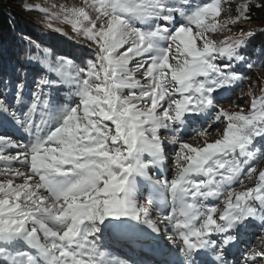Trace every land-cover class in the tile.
Listing matches in <instances>:
<instances>
[{
  "label": "snow or ice",
  "instance_id": "6c2138e0",
  "mask_svg": "<svg viewBox=\"0 0 264 264\" xmlns=\"http://www.w3.org/2000/svg\"><path fill=\"white\" fill-rule=\"evenodd\" d=\"M254 7L264 0L25 6L94 52L79 63L48 48L27 54L35 75L12 58L0 65V264H264V79L249 84L261 93L249 91L247 110L218 99L250 79L238 69L264 62L247 55L252 30L212 38L250 22ZM65 89L68 100L54 101ZM250 234L260 249L237 259ZM112 239L131 255H114Z\"/></svg>",
  "mask_w": 264,
  "mask_h": 264
},
{
  "label": "rangeland",
  "instance_id": "374dc122",
  "mask_svg": "<svg viewBox=\"0 0 264 264\" xmlns=\"http://www.w3.org/2000/svg\"><path fill=\"white\" fill-rule=\"evenodd\" d=\"M245 2H246V0H231V3L233 5H241V4H244ZM250 2L256 3V2H258V0H250ZM80 3H81V0H30V4L27 6L35 7V6L39 5L40 7L46 9L49 14H60L61 13V6L72 7L74 5H79ZM30 13L33 15L34 18H36V22H38L43 27L44 30L49 31L50 35H52V36H54L60 40L65 39V42L67 44L69 43V44L73 45L74 47L78 48V51L75 53L69 52V50H71V49H69V50L65 49L66 43H64L63 49L61 50L62 52L59 56L68 55V56L75 57V58H77V63L80 62L81 58H83V59L91 58V54L94 52V48H91L89 46L88 47L83 46L82 42H85V41L82 38H79L76 36V34L72 31L70 25L54 21L53 23L55 24V26L63 29V32L66 34L51 32V30H49L45 27L46 22H48V20L50 18L48 15H45L43 13H37V12H30ZM224 15L226 16V15H228V13H225ZM231 15L232 16L236 15L234 8H233V11L231 12ZM229 27H231L233 29V31H225L222 33H216L213 35L212 38L217 40V41H220L226 37L239 36L241 29L244 30L245 32H247L249 30H252L255 32V35L250 38V42H252V43H254V41L258 38H264V30H261V28H260L261 26L251 24L248 21L241 20L236 24L229 25ZM262 62H264V61H262ZM247 75L250 79L244 81L243 88L237 87L233 90V92L236 93L237 95L233 94V98H230V99H228L229 97L227 98L225 96V94L219 97V98H221L219 101L220 107H223L225 109L237 110V104H239L241 107H243V108H245V110H247V106L250 102V97L248 96L249 91H252V94L255 96L260 95L261 88L259 86H256L254 89H250L249 84L250 83L258 84L259 79H264V70H261L260 67L258 66L257 68H254ZM51 78H55L54 74H51ZM137 78H139V77H137ZM241 97H243V99H241ZM52 98L54 101L64 102V101L68 100L69 94H68L66 89L63 91H60V92L53 90ZM221 103H222V105H221ZM214 128H215V125H213V129L209 130L211 132V135L207 137V139L209 141H212V140L218 138V134L214 130ZM191 132H192V129L189 128L185 133H183L184 139L188 143L192 140L189 138L191 136ZM190 144H192L193 146H198V140L196 141V143L190 142ZM167 156H168L169 163L167 165V171L163 173V176L170 179L173 175V172H174L173 166L170 163V161L173 159L171 146L169 148ZM259 166L264 167V160H262L260 162ZM146 197H147V188L142 190V194L140 196V202L144 203ZM165 211H167V208H165ZM249 237H248V239H249ZM250 241H251L250 244L254 245L257 250L260 249L261 245H260L259 241L254 240L252 238L250 239ZM159 242H160L161 247H164V246L170 247L171 246L169 241L166 238L161 239ZM109 243L111 245V250L113 251L114 255H118V256L131 255L129 248L127 247V245L125 244L124 241L119 240V239H112ZM246 247H247V244H244V243L239 245V248L237 249V251L234 250L233 253H235V254H233V256L238 259Z\"/></svg>",
  "mask_w": 264,
  "mask_h": 264
},
{
  "label": "trees",
  "instance_id": "16d2710c",
  "mask_svg": "<svg viewBox=\"0 0 264 264\" xmlns=\"http://www.w3.org/2000/svg\"><path fill=\"white\" fill-rule=\"evenodd\" d=\"M199 2V0H194ZM258 2L251 4L255 5ZM30 4V0H0V65H2L8 58H12L13 63L24 64L25 70L30 75H35L38 68L34 63L28 64L25 60L27 54L43 55L45 48L50 49L52 57L55 58L61 54L63 44L66 43L65 39H57L49 34V31L43 29V27L36 22V18L25 10V6ZM251 20L249 23L261 26V30H264V8H253L249 13ZM30 38L37 44L41 45L39 50L34 47L29 49L26 39ZM82 45L88 47L87 42H82ZM69 52H77L78 48L71 44L66 43V48ZM247 55L253 61H264V38H258L254 43L250 42L246 49ZM259 66V65H258ZM238 71L249 74L250 72L246 68H240ZM31 88V83H29ZM233 91L225 93V96L230 99L233 98ZM237 95V94H236ZM219 101L221 98H218ZM222 105V103H221ZM224 105V104H223ZM200 127L199 124L196 125ZM192 134V132H191ZM197 140H191V143H196ZM189 142V143H190ZM148 192V190H147ZM249 239H245V244H250L251 235Z\"/></svg>",
  "mask_w": 264,
  "mask_h": 264
}]
</instances>
